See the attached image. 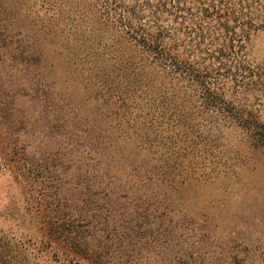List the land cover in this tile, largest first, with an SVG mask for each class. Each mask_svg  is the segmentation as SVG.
<instances>
[{
    "label": "trees",
    "instance_id": "16d2710c",
    "mask_svg": "<svg viewBox=\"0 0 264 264\" xmlns=\"http://www.w3.org/2000/svg\"><path fill=\"white\" fill-rule=\"evenodd\" d=\"M0 166L42 233L0 237V264H231L175 196L264 175V0H0Z\"/></svg>",
    "mask_w": 264,
    "mask_h": 264
},
{
    "label": "rangeland",
    "instance_id": "374dc122",
    "mask_svg": "<svg viewBox=\"0 0 264 264\" xmlns=\"http://www.w3.org/2000/svg\"><path fill=\"white\" fill-rule=\"evenodd\" d=\"M47 53L49 84L71 106L83 105L89 98L83 85L52 51L48 49ZM237 173L239 176L222 175L209 182L192 181L179 191L175 202L190 216L205 222L208 232L223 246L228 240L234 241L237 255L234 253L233 258L237 260L232 258L229 263L264 264V175L247 169ZM32 205L24 186L12 172L0 166V237L27 247L38 245L42 233L40 220L30 209ZM138 264L167 263L152 256Z\"/></svg>",
    "mask_w": 264,
    "mask_h": 264
}]
</instances>
